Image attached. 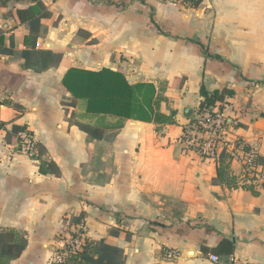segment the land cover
<instances>
[{
  "label": "crops",
  "instance_id": "0c3cea01",
  "mask_svg": "<svg viewBox=\"0 0 264 264\" xmlns=\"http://www.w3.org/2000/svg\"><path fill=\"white\" fill-rule=\"evenodd\" d=\"M38 3L46 17H18ZM0 29L16 54L0 59V232L27 241L10 264H55L64 238L82 228L86 241L123 250L124 264H214L202 247L222 238L238 260L264 264V188H230L218 162L180 143L184 111L196 115L204 88L223 97L230 139L264 159V0H0ZM23 52L39 69L50 54L62 58L37 72ZM72 68L152 84L171 121L88 114L63 87ZM14 127L43 146L42 159L6 140ZM49 162L58 175L41 172ZM226 164L243 186L242 167Z\"/></svg>",
  "mask_w": 264,
  "mask_h": 264
},
{
  "label": "trees",
  "instance_id": "16d2710c",
  "mask_svg": "<svg viewBox=\"0 0 264 264\" xmlns=\"http://www.w3.org/2000/svg\"><path fill=\"white\" fill-rule=\"evenodd\" d=\"M202 0H183L188 5L197 7ZM39 13L41 17L48 15L44 6L38 3L35 8L26 11H17V15L22 21L33 19ZM39 19L32 24V29L36 28ZM37 40H34V45ZM15 52L6 47V40L0 29V59L2 56H14ZM34 55L31 52H23L22 57L25 59L26 67H35L37 72H42L50 67L58 66L62 56L60 54H50L49 58L41 60V68L35 66L32 61ZM63 87L68 93L78 101L86 103V112L90 115L113 116L125 120H136L147 123H167L171 117L160 113L159 107L161 100L157 97L156 88L152 84L131 85L126 77L119 71L102 69L100 71H88L72 68L67 71L63 79ZM204 97L200 109L213 107L223 97L219 91L213 94L208 93L204 88L201 89ZM1 106V103H0ZM18 108V107H16ZM4 125L0 123V131L4 130ZM25 128L14 127L12 133H6V140L11 141L15 136L17 143L20 142L19 134ZM39 153V159L45 156L43 146L36 143ZM229 157L222 154L218 167V178L226 183L230 188H243L252 192L256 191L254 185L240 186L234 178H229L228 167L226 162ZM259 162L264 164V159L259 158ZM43 163V162H42ZM47 168V169H46ZM42 173L59 174L58 167L52 163L42 164ZM264 188V186L262 187ZM27 241L24 238H18L13 232H0V264H10L11 261L21 257L26 249ZM204 255H215L220 258L221 262H226L234 253V243L228 239L222 238L216 248L209 249L202 247ZM124 252L120 248L113 247L100 242L85 241V246L77 255L71 256L64 264H124Z\"/></svg>",
  "mask_w": 264,
  "mask_h": 264
},
{
  "label": "built area",
  "instance_id": "2783aa9c",
  "mask_svg": "<svg viewBox=\"0 0 264 264\" xmlns=\"http://www.w3.org/2000/svg\"><path fill=\"white\" fill-rule=\"evenodd\" d=\"M161 4L185 5L183 0H155ZM231 123L220 106L206 107L199 110L189 119L184 127L180 143L187 152H194L202 159L220 161L226 154L233 162L242 167V185H254L256 189L264 186V164L259 162L258 147L243 140L230 139ZM19 148L24 154L35 157L38 154L36 142L32 135L24 130L19 134ZM84 228L71 236L64 238L63 248L56 255L55 264H64L74 255L80 253L85 246L86 234ZM168 253V258H174ZM214 264H250L238 260L235 255L229 256L226 262H221L215 255L210 257Z\"/></svg>",
  "mask_w": 264,
  "mask_h": 264
},
{
  "label": "water",
  "instance_id": "95a60500",
  "mask_svg": "<svg viewBox=\"0 0 264 264\" xmlns=\"http://www.w3.org/2000/svg\"><path fill=\"white\" fill-rule=\"evenodd\" d=\"M184 116L187 119H191L192 116H193V112L191 110L187 109V110L184 111Z\"/></svg>",
  "mask_w": 264,
  "mask_h": 264
}]
</instances>
